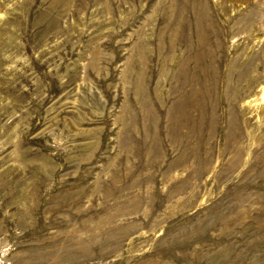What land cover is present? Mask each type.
Masks as SVG:
<instances>
[{
    "label": "rangeland",
    "instance_id": "374dc122",
    "mask_svg": "<svg viewBox=\"0 0 264 264\" xmlns=\"http://www.w3.org/2000/svg\"><path fill=\"white\" fill-rule=\"evenodd\" d=\"M0 264H264V0H0Z\"/></svg>",
    "mask_w": 264,
    "mask_h": 264
}]
</instances>
